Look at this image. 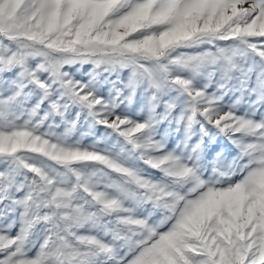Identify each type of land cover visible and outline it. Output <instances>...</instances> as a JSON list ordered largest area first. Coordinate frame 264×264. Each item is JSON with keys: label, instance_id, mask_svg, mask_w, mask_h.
<instances>
[{"label": "snow or ice", "instance_id": "obj_1", "mask_svg": "<svg viewBox=\"0 0 264 264\" xmlns=\"http://www.w3.org/2000/svg\"><path fill=\"white\" fill-rule=\"evenodd\" d=\"M0 264H264V0H0Z\"/></svg>", "mask_w": 264, "mask_h": 264}]
</instances>
